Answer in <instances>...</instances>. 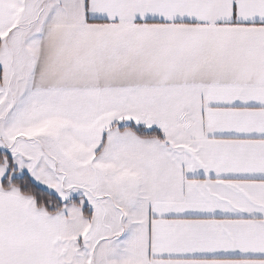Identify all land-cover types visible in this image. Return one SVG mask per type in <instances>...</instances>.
Instances as JSON below:
<instances>
[{"label":"snow or ice","instance_id":"snow-or-ice-1","mask_svg":"<svg viewBox=\"0 0 264 264\" xmlns=\"http://www.w3.org/2000/svg\"><path fill=\"white\" fill-rule=\"evenodd\" d=\"M0 264H264V0H0Z\"/></svg>","mask_w":264,"mask_h":264}]
</instances>
